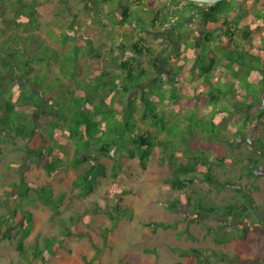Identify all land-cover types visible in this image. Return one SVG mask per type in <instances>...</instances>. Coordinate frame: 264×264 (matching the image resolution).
<instances>
[{
  "label": "trees",
  "instance_id": "16d2710c",
  "mask_svg": "<svg viewBox=\"0 0 264 264\" xmlns=\"http://www.w3.org/2000/svg\"><path fill=\"white\" fill-rule=\"evenodd\" d=\"M109 1L111 0H102V3ZM96 2L92 1L94 6L97 5ZM222 2L209 10H201L195 3L183 0V3L190 5L196 11L195 14L202 15L205 23L199 47L201 49L202 46L210 51L207 55L211 60L210 67L199 66L201 54L195 56V63L201 69L200 74H208L214 66V56L218 57L217 64L230 69L231 73H235V77L239 69L233 66L236 64L240 68L244 66L246 70L240 81L247 77L250 69H255L256 65L252 63L250 56L239 51H233L231 54L222 51L226 47L220 49L222 46L217 43L219 38V35H216L217 27H213L210 23L218 22L221 16H226L233 8L229 5L226 10L223 9L217 14L215 8ZM42 5L39 0H0V155L3 152V145L8 140L20 139L23 142L22 151L37 162L49 179L70 170L76 174L72 180L73 193L68 197L64 193L56 195L52 188L46 185L34 189L37 192V199L52 211L51 230L45 237L43 245H35L31 248L26 246L25 240L33 227L32 213L20 205L13 207L12 217L4 222V228H8L9 232L2 236V227L0 228V238L11 241L17 237L15 248L24 263L32 264L38 261L41 264H48L52 259L60 257V251L63 249L68 254L72 253V250L66 246L65 239L86 235L84 228H88L94 216L100 212L94 196L101 180L107 176L111 181L101 198L106 202H112L108 212L110 221L113 224L120 220L132 221L135 214L125 203V199L134 192L132 182L140 177V172L134 169L131 163L125 161H136L139 169L145 170L156 152L158 157L163 159L168 154L170 176L167 181L173 191L179 192L178 197L162 203L166 210L183 214L189 222L195 220L199 222L204 215L220 216L237 222V227L244 225L263 234L264 230L261 227H264V220L254 212L256 208L250 202V192L238 182L221 180L213 171L214 165L221 167V164L229 160L213 152L206 157L204 149H197L187 154L185 150L178 149L175 143L170 141L172 136L166 138L159 129L158 132H154L143 128L142 124L149 117L159 119L156 113L151 112L153 111L150 99L152 94L144 90L143 84L151 80L154 74L142 68L139 63L122 57L115 48L109 49L108 61L111 62L101 55L96 56L91 51V42L87 39L69 36L73 33L72 29L67 28L71 23L56 24L60 30L66 31L65 35L57 36L56 39L62 45L68 42L71 45L61 52L50 48L37 33L40 28L39 8ZM144 6L141 11L150 15L153 8ZM88 9L93 10V7ZM119 9L121 13L117 27L133 25L139 29V25L144 23L146 26H143V29L153 28L156 16L152 20L146 19L138 12L132 11L129 1L124 3L121 0ZM164 14L168 15V12ZM144 18L148 21L144 22ZM80 25L82 24L72 22V26L69 27L82 28ZM229 29L231 32L226 36L232 38L237 29L231 26ZM123 37L130 43L127 48L132 54L143 58L154 56V51L145 45L141 31L136 35L124 33ZM198 37L197 32L195 41ZM213 47L214 51L215 48H219V51H212ZM189 56L192 55L185 56L178 63L175 75L183 71ZM94 58L102 63L99 67L100 72L95 74L86 71L84 76H80L82 60L85 61L84 67L89 69ZM173 59L175 58L170 57L166 60L168 67ZM52 62L59 67V75L47 79L45 75L40 74L36 66L41 63L48 66ZM190 70L193 71V68ZM255 80H264V77L256 76ZM172 81L169 82L175 88ZM54 89L59 90L55 96L51 93ZM235 92L234 89L233 93ZM225 93L210 92L213 106H218L217 103ZM171 94L174 95L173 92ZM139 97L143 100L141 109ZM251 107L252 104L249 105V108ZM223 109L229 108L220 106L219 110ZM190 111H195V116L198 113L197 109ZM262 113L263 111L256 115V118L253 117L255 118L253 125ZM225 117L224 114L220 121L221 124L223 121L224 128L228 125L224 120ZM179 119L181 121L178 126L181 130L179 135L175 134L173 137L175 140L179 138L183 145L189 139L188 136L193 140L192 136L198 129L204 130L200 128V123L195 118H188L184 113ZM197 120L200 121V118ZM163 122L164 120L160 126L166 129ZM211 133L213 135V132ZM62 136L67 138L66 143L59 141ZM259 144L260 149L264 150V142L257 141L254 146L257 151L253 150V152L261 151L258 149ZM101 157L112 161L109 170L102 163ZM183 157L185 160L182 159ZM248 161L253 167L260 166V161L254 155L250 156ZM246 171V175L255 176H252L251 170ZM199 181L206 183L216 193L230 189L235 193L233 200L224 204L207 200L203 194L191 190V187ZM32 187L34 185L28 183L25 191L33 190ZM74 191H77L76 194ZM144 225L152 231L176 229V224L163 221H149ZM236 237H243L238 229L221 235L216 233L212 236V240L217 244H224ZM180 253L192 255L196 259V264H205L202 250L193 248L181 250ZM120 264L126 263L121 261Z\"/></svg>",
  "mask_w": 264,
  "mask_h": 264
},
{
  "label": "rangeland",
  "instance_id": "374dc122",
  "mask_svg": "<svg viewBox=\"0 0 264 264\" xmlns=\"http://www.w3.org/2000/svg\"><path fill=\"white\" fill-rule=\"evenodd\" d=\"M39 1L43 5L39 8L38 21L40 28L37 33L50 48L61 52L71 45L70 42L62 45L56 39L57 36H63L66 32L60 30L56 24L69 25L71 23L72 26V22H75L81 23L80 27L82 28L75 26L70 28L69 25L67 28L72 29L73 32L68 33L69 36L87 39L91 42V51L96 56L101 55L108 61L109 49L115 48L119 50L122 57L134 58L135 60L138 58V61L143 60L145 66L150 67L149 72L154 74L151 80L144 83V90H151L154 95H157L156 98L152 96L153 111L151 112L158 114L159 117L158 120L149 117L142 124L143 128L154 132H158L159 129L163 132V137L166 138L172 136L170 141L174 142L178 149L185 150L187 154L197 149H204L206 157H209V154L211 155V152H213L219 157L229 160V162L221 164V167L214 165V173L221 180L238 182L244 189L248 190L250 192V202L256 208L254 212L264 220V150L260 149L261 145L259 144L258 149L261 151L253 152V150H256L254 146L257 141L264 142V112L256 119V124H252L256 115L264 109V80H255L256 76L264 77V55L262 61L257 59L256 68L250 69L247 77L240 81L244 68L236 67L235 69L239 70H237V77H235V73H231L230 69L217 64L218 57L215 56L211 72L203 75L200 74L201 69L199 66L206 65L205 67H210L209 61L211 60L207 57L210 51L202 46L200 49L196 45H190V42H188L185 44L186 49L182 51L194 57L186 60L185 66L189 69L184 68L183 71L181 70L178 75L174 76L176 74L175 70H178L175 64H178L181 57H184L183 52L177 51L176 54L170 55V57L175 58V60L173 59L175 63L169 64L170 71H166L164 58H167L168 54L164 52L165 50L163 52L161 50L164 45L169 43V40L161 41L157 39L155 41L150 37L152 31L149 28H142L146 26L144 23L139 25L140 29L138 31L142 32L143 39L152 44L150 47L155 52L154 56L150 58H143L138 55L130 57V51L127 50L126 46H117L121 43L127 44V40L123 37L124 30L117 27L120 9L117 10L118 13L112 12L113 8L116 7L111 10L114 3L107 2L103 4L102 0H95L97 5L94 6V4L89 3L90 7H93V10H91L93 15H90L91 12L87 10L88 3L85 0ZM113 1H116L118 5L121 2V0ZM122 1L126 2L128 0ZM143 1V4H146V6L142 4L144 7L154 9L157 5V0ZM262 2L264 0H258L256 5L262 6ZM231 4L233 2L231 3L230 0H223L215 8V12L220 14L223 9L226 10ZM130 6L133 11L142 10L143 8V6L134 5V2H130ZM262 7L264 10V6ZM182 9L180 10V7L176 9L178 10V17H181ZM255 9V6L250 4L249 11ZM174 10V8L169 7L168 13H171V18L168 19L169 24L165 27L170 37L177 34L176 27L170 28V24L175 23L172 20ZM155 14L151 12L150 15L154 17ZM183 14L186 18L194 16L192 10H186ZM261 14L263 15H258L259 17L254 18L255 21L250 22L227 21L221 16L218 21V29H224L227 32L228 26L233 25L238 30L233 33L232 38L226 35L219 36L217 43L222 46L220 49L226 47L222 51L231 54H233V51H239L242 54L244 51H249V44L258 49H263L264 45H259L258 39L255 38V36H261L264 39V11ZM146 21L148 20L145 19L144 22ZM102 23L106 24L107 27L103 29L104 25H100ZM95 25L96 27L93 28ZM99 25L101 28H98ZM158 25H163L161 17H158ZM128 27L125 29L126 31L129 29L135 31L136 27L133 25ZM92 30H95V32ZM245 30L244 37L246 38H243L241 33ZM183 31H186L185 28H183ZM50 33H53V35H49ZM155 43L156 45L159 43V47L154 46ZM212 49L214 51V47ZM215 50L214 52H218L219 48H215ZM198 54H201L199 58L200 65L195 68V56H198ZM98 60L94 58L89 65V69L84 67L85 61L82 60L79 75L84 76L86 71L98 73V67L101 64ZM36 68L47 79L59 75V67L54 62L48 66L41 63ZM171 68L173 69L171 70ZM192 68L193 71L190 70ZM179 74H182V77ZM171 75L175 88L167 81V77ZM234 89L236 90L235 93H233ZM58 91L54 89L51 93L55 96L59 93ZM210 92L215 94L226 92L225 96L217 103V107L213 106ZM192 103L193 107L191 106ZM250 104H252L251 108H249ZM220 106H226L229 109L220 111ZM139 108H142L140 102ZM190 109H197V115L195 116V111H190ZM44 110L47 111V109ZM183 113L188 118H195L200 123V128L204 129L203 131L198 129L192 136L193 140H190V136H188L189 139L185 145L182 144L179 138L175 140L173 137V135H179L180 133L181 127L179 128L178 125L181 119L179 117ZM224 114L226 116L224 120L228 122L226 128H224L223 121L222 124L220 122ZM254 116L255 118H253ZM199 118L200 121L197 120ZM163 120L166 129H163L162 125L160 126ZM193 121L195 122V120ZM185 131L184 128V133ZM211 132H213V135ZM59 141L66 143L68 140L62 136ZM22 145L23 142L20 139L8 140L3 145V152L0 155V228L2 227V236L9 232L8 228H4V222L12 217L14 206L20 205L29 210L32 213L33 227L30 235L25 240V244L28 248H31L35 245H43L45 237L51 230L50 217L52 211L37 199L36 188L46 185L51 187L56 195L64 193L68 197L73 193L72 180L76 173L70 170L49 179L37 162L22 151ZM252 155L260 161V166L257 168L253 167L248 161V158ZM167 157L168 154L164 159L158 157V152H156L145 170H140L136 161H125V163H131L133 168L138 169L140 172V177L132 182L134 192L126 196L125 199V203L135 214L134 219L129 222L120 220L113 224L110 221L108 212L112 202H106L101 198V195L111 180L108 176L103 178L94 196L100 207V212L94 216L90 226L84 228L86 235L83 237H67L65 244L72 250V253L68 254L63 249L60 251L61 256L52 259L48 264H120L121 261L126 264H196V259L192 255L180 253L181 250L193 248L202 250L205 264H264V233L255 232L244 225L237 227V222L226 220L220 216L204 215L199 222L196 220L189 222L183 214L168 211L162 206L163 202L173 200L179 195V192L171 189L167 181L170 176ZM185 157L182 159L185 160ZM101 161L109 170L112 161L105 157H101ZM248 169L251 170L252 176L255 175V178L246 175ZM28 183H32L34 187H32L33 190L26 192L25 188ZM191 190L203 194L207 200L217 204L231 202L235 195L230 189L216 193L203 181L195 183ZM76 192L74 191L75 194ZM149 221L174 223L176 229L152 231L144 225ZM237 229L242 232L243 237L233 238L224 244H217L212 240V236L216 233L221 235L237 231ZM261 229L264 230V227H261ZM16 238L11 241L0 238V264H25L15 248ZM220 255L223 256L220 257ZM32 264L41 263L34 261Z\"/></svg>",
  "mask_w": 264,
  "mask_h": 264
},
{
  "label": "flooded vegetation",
  "instance_id": "af4514ba",
  "mask_svg": "<svg viewBox=\"0 0 264 264\" xmlns=\"http://www.w3.org/2000/svg\"><path fill=\"white\" fill-rule=\"evenodd\" d=\"M230 1H231V3L233 2L234 7L237 6V10H239L241 8L242 4H244L243 2L245 0H230ZM233 4H231V5L233 6ZM196 6L199 7V9H201V10H209V8H211V7L202 5V4H196ZM169 7L174 8L175 10L178 9L179 7H180V10L183 8L182 9V13L185 12L186 10H188V11L192 10L193 14H194V16L192 15L189 18H186V16L183 15V14L181 15V17H178L176 15L172 19L173 22H175V23L170 24V28L176 27V29H177V32H176L177 34H175L174 37H170L169 34H167V32H166L167 28H165L167 26L166 23H167L168 19H170V17H171V16H168V15L164 14L166 11H168ZM177 11L178 10H176L175 12L177 13ZM150 12L156 13L155 14L156 18L152 17V15H150V20H152V18H155V21H154V24H153L154 26H153V28L151 30L152 33L150 34V37L153 38L155 41L157 39H159L161 41L162 40H169L168 41L169 43L166 44V45H164V42H163L164 46H163V49L161 50V52H163L165 50L164 52L166 54H168V57L164 58V61H165L164 62V66L167 68L166 71H170V68L167 67V64H166L167 63L166 60L170 58V55H172L173 53L176 54L177 51H182L183 49H186L185 44L188 43V42H190V44L196 45L199 48L200 43L202 41V36H203V31L202 30L205 29V27H204L205 23L203 21V17H202V15L195 14L196 11L193 10V8L190 5H186L185 3H183V0H157L156 7L153 9V11L151 10ZM228 15H229V13L226 16H224L223 18H227ZM158 17L162 18V22H163L162 26L158 25ZM182 17H183V19H182ZM164 18L166 19V21H165ZM247 22H249V21L247 20ZM218 23L219 22L210 23V24L213 27H217ZM230 26L233 27V28H236V26L235 27L233 25H230ZM230 26H228V31L227 32L224 29L220 30V29L217 28L216 29V33H217L216 35H219V36L227 35L229 32H231V30L229 29ZM183 28H185L186 31H183ZM263 29H264V27H263ZM197 32L199 33V37H198V40L195 41L194 37H195V34ZM245 32H246V30L243 33H241L243 38H246V37H244ZM164 34H166V35H164ZM145 45L150 47L152 44L151 43L149 44L148 40L147 41L145 40ZM159 45H160L159 43H157V45H156V43L154 44V46H157V47H159ZM258 51L259 52H257L256 54L253 53V52L244 51L243 54H245L247 56H250L252 58V60H251L252 63L254 65H256L257 64L256 63L257 59L262 61V56H263V54H261V49H259ZM182 52H183V54L189 55L185 51H182ZM154 55H155V52H154ZM181 60H182V57H181L180 61ZM170 64H172V62H170ZM175 65H178V64H175ZM238 66L239 65L236 64V65L233 66V68H236ZM194 67L197 68L196 63L194 65ZM152 68H154V67H152ZM174 76H176V75H174ZM170 80H173L172 75L167 77V81H170Z\"/></svg>",
  "mask_w": 264,
  "mask_h": 264
},
{
  "label": "crops",
  "instance_id": "0c3cea01",
  "mask_svg": "<svg viewBox=\"0 0 264 264\" xmlns=\"http://www.w3.org/2000/svg\"><path fill=\"white\" fill-rule=\"evenodd\" d=\"M64 1H66V0H64ZM88 4L89 3H91V5L93 4L92 3V0H85ZM129 2H134V5H137V6H142V4L144 3V1L143 0H141V1H138V0H128ZM127 1V2H128ZM256 1H258V0H248V1H244L243 3L244 4H242V6H241V8L239 9V10H237V6L236 7H234V4H233V8H232V10L229 12V15L227 16V20L228 21H236V20H242V21H255V17H259L260 15H261V13L264 11L263 10V7L262 6H264V2H262V6H257L256 5ZM109 2H111V3H114L113 4V6H111V8H113V7H116V8H113V10H112V12H117V10L119 9V5L116 3V1L114 2L113 0H111V1H109ZM124 3H125V1H123ZM86 3V4H87ZM87 4V7L89 8L91 5L89 4L88 5ZM250 4L251 5H253V6H255V10L254 11H249V8H250ZM115 5V6H114ZM236 5V4H235ZM88 11H90L91 12V10L90 9H87ZM133 11V10H132ZM172 11V10H171ZM176 10H174V13H173V18L177 15V13L175 12ZM136 12H138L140 15H144L145 17H146V19H148V20H150V15L149 14H145V13H143L140 9L138 10V11H136ZM168 12V11H167ZM118 13V12H117ZM120 13H121V11H120ZM171 13H168V15L169 16H171L170 15ZM90 15H93L92 14V12L90 13ZM149 17H148V16ZM259 15V16H258ZM171 18V17H170ZM172 18V19H173ZM249 18H252V19H249ZM170 20V19H169ZM169 20L167 21V23L166 24H169ZM165 21H166V19H165ZM241 21V22H242ZM96 27V25L95 26H93V28H95ZM107 27V25L105 24L104 26H103V29L104 28H106ZM262 27V26H261ZM98 28H101V26H99ZM119 28V27H118ZM127 28H129V27H127V26H125V27H122V29L124 30L123 32L124 33H127V34H132V35H136V32H138V30L140 29H137L136 28V30L135 31H133L132 29H129L128 31H126L125 29H127ZM102 29V30H103ZM148 29V28H147ZM150 30H152V28H149ZM93 31V30H92ZM93 32H95V30L93 31ZM264 32V31H263ZM248 38V37H247ZM255 38H257L258 39V42H259V45L260 44H262V45H264V39H262L261 38V36H259V37H257V36H255ZM249 39V38H248ZM130 43L129 42H127V44H124V43H121L120 45H117V46H128ZM250 46H249V52H253V53H257V52H259L258 50V48L257 47H255L254 45H252V44H249ZM250 48H252V49H250ZM247 49V48H246ZM127 50H129L128 48H127ZM264 53V47H263V49H261V54H263ZM184 55V57L185 56H188V55H186V54H183ZM264 55V54H263ZM131 56H135L134 54H132L131 52H130V57ZM137 56V55H136ZM184 57H182V58H184ZM190 57H194V56H189L188 58H190ZM124 58H127V57H124ZM127 59H130V60H133V61H135V62H137V63H139L140 64V66L142 67V68H145L146 70H148V72H149V69H150V67L148 68V67H146L145 65V63L143 62V60H140V61H138L137 59L138 58H136V60L133 58H127ZM102 64V63H101ZM101 66V65H100ZM99 66V67H100ZM98 67V68H99ZM170 67V66H169ZM189 69V67H186L185 66V69ZM244 68V72H245V70H246V68L245 67H243ZM171 69H173V68H171ZM151 70V69H150ZM184 70V69H183ZM100 72V71H99ZM98 72V73H99ZM95 73V72H94ZM98 73H95V74H98ZM151 73V72H150ZM152 75H153V73H151ZM179 75H181V77H182V74H179ZM153 78V77H152ZM151 78V79H152ZM167 83V82H166ZM144 84V83H143ZM147 92H150L152 95H151V97H150V99H151V102L153 103V97L152 96H154L155 98H156V96L157 95H154V92L153 91H148V90H146ZM138 102H143V100H142V97H139V99H138ZM261 111H263L264 112V109L263 110H260V112ZM157 115V117H158V114H156ZM159 118V117H158ZM153 119V118H152Z\"/></svg>",
  "mask_w": 264,
  "mask_h": 264
},
{
  "label": "water",
  "instance_id": "95a60500",
  "mask_svg": "<svg viewBox=\"0 0 264 264\" xmlns=\"http://www.w3.org/2000/svg\"><path fill=\"white\" fill-rule=\"evenodd\" d=\"M187 1L193 2L195 4H202L208 7H212L223 0H187Z\"/></svg>",
  "mask_w": 264,
  "mask_h": 264
}]
</instances>
